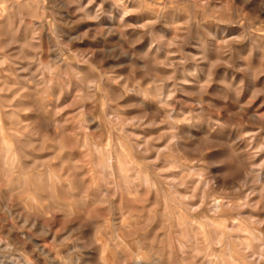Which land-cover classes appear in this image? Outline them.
I'll return each instance as SVG.
<instances>
[{
    "label": "rangeland",
    "instance_id": "obj_1",
    "mask_svg": "<svg viewBox=\"0 0 264 264\" xmlns=\"http://www.w3.org/2000/svg\"><path fill=\"white\" fill-rule=\"evenodd\" d=\"M0 11V148L18 154L10 167L0 155V260H34L26 232L61 264H134V237H114L123 212L160 264H264V0H0ZM48 167L74 186L59 201ZM122 174L136 184L110 187L112 214L82 204Z\"/></svg>",
    "mask_w": 264,
    "mask_h": 264
},
{
    "label": "bare ground",
    "instance_id": "obj_2",
    "mask_svg": "<svg viewBox=\"0 0 264 264\" xmlns=\"http://www.w3.org/2000/svg\"><path fill=\"white\" fill-rule=\"evenodd\" d=\"M1 12V11H0ZM31 75V74H30ZM114 94V93H113ZM77 99V98H76ZM27 124V123H26ZM52 125V124H51ZM3 139V138H2ZM58 141V140H57ZM128 145V144H127ZM0 155L1 156H3L4 158H7V163H8V165H9V167L12 165H14V163H15V161H16V159H17V151L13 148V147H11V146H9V145H4L3 147H1L0 148ZM73 156V155H72ZM41 162V161H40ZM5 163V162H4ZM7 163H5V164H7ZM62 168V167H61ZM114 170V169H113ZM47 171H48V174L52 177L51 179H52V181L54 182V183H56L58 186H56V185H54V189H53V192H52V194H51V196L52 197H55L56 198V200L57 201H59V199H58V197H59V188H64L65 190H67L65 187H68V188H73L74 186L71 184V181H70V179L68 180L66 177H64L63 176V174H62V172L61 173H58V172H56L55 170H53L52 169V167H48L47 168ZM8 172V171H7ZM6 171H5V173H7ZM20 173H22V174H25V172H24V169L23 168H21V170H20ZM76 176H77V174H75ZM50 176H48V177H50ZM105 178V177H104ZM50 179V178H49ZM108 179V178H107ZM120 180V179H119ZM147 180V179H146ZM79 182H80V180H79ZM121 182H122V184H121ZM121 182L119 183V184H117V183H114V184H112L110 181H108V180H106V179H104V180H102V184H103V186H102V189H101V192H99L98 193V190H97V193H94L93 194V196H85L86 197V199H84V201L82 202V204H88V203H92L93 204V206H94V204H97L98 206L100 205V207H101V205H107L108 206V208L109 209H111V211L109 212V214L111 213H113L112 212V208H113V201H112V195H110L111 194V191H110V187H114L115 189H123V190H125V191H127V195L128 194H132V188H131V186H134V185H132L133 183L131 182V179L127 176V175H125V174H122V178H121ZM10 183H12L11 181L9 182V184ZM79 184V183H78ZM43 185V184H42ZM80 185V184H79ZM79 185H78V187H79ZM2 186V185H1ZM22 186H20V185H18L17 187H11L10 188V190L11 191H13L14 189H18V190H20V189H22V188H24V187H22ZM95 187H96V185H95ZM30 189V188H29ZM81 189V188H80ZM98 189V188H97ZM24 190V189H23ZM83 190H84V188H83ZM100 190V189H99ZM26 191V190H25ZM76 191V190H75ZM15 193V192H14ZM82 192H80L79 191V193H76L77 194V196H81L82 194H81ZM92 193H93V191H92ZM69 194V193H68ZM73 195H74V193H73ZM71 196V195H70ZM75 196V195H74ZM83 197V196H82ZM70 198V197H69ZM10 199V198H9ZM53 199V198H52ZM51 199V200H52ZM74 199V198H73ZM78 199V198H77ZM54 200V199H53ZM70 200H72V198L70 199ZM61 201V200H60ZM121 201V200H120ZM71 202V201H70ZM80 203V202H79ZM55 204H56V202H55ZM57 204H58V202H57ZM68 204H70V205H67L68 206V208L70 209V211H71V213H73L74 214V208H73V205H71V203H68ZM4 205V204H3ZM59 205H61V204H58V207H59ZM170 205V204H169ZM53 206V205H52ZM86 206V205H85ZM89 206V205H88ZM92 206V205H91ZM91 206H89L88 208L90 209V207ZM98 206L95 208V211L97 210V208H98ZM61 207V206H60ZM59 207V208H60ZM66 207V206H65ZM82 207V206H81ZM87 207V206H86ZM36 208V207H35ZM54 209H56L55 208V206L53 207ZM63 208V207H62ZM87 208V209H88ZM117 208V207H116ZM115 208V209H116ZM64 209V208H63ZM83 209V208H82ZM94 209V208H93ZM5 210H6V212L9 214V216H13L14 215V213H13V211L10 209V208H5ZM102 210V209H101ZM147 210V209H146ZM54 211H56V210H54ZM66 211V210H65ZM83 211H85L84 209H83ZM88 211V210H87ZM98 211V213H99V210H97ZM96 211V212H97ZM107 211H109V210H107ZM120 211H122V209H120ZM120 211H118V209H117V214L120 212ZM129 209L127 210V213H125V215L126 214H128L129 212ZM171 211V210H170ZM116 212H114V214L113 215H115L116 216ZM62 213V212H61ZM69 213V212H68ZM123 212H121V213H119V216H117V217H115V218H112V220H111V222H113L114 223V227L115 228H117L118 227V229H120V230H117V231H122L121 233H123V235H121V234H118V232L114 235V237L116 238L115 240H117V238H121L122 240L123 239H125V237H129V238H133L134 237V241H135V243H136V245H135V247L132 249L131 247H132V245H131V247H130V249L131 250H133V254H132V256L134 257V259H133V263L134 264H160L159 262H158V260L157 259H154V260H151V256H153V247L155 246H153V247H149L150 245H147V244H145V242H144V236H142V237H137L138 235H136L135 234V231L134 230H129V228H131L132 226L134 227V224L132 225L131 224V222L129 221V222H127V220L128 219H130L129 217H128V219H126L125 218V216L122 214ZM56 214V213H55ZM55 214H53L54 215V217H55ZM59 214V213H58ZM87 212L84 214V216L86 217L87 215ZM95 215V214H94ZM97 215V214H96ZM95 215V216H96ZM100 215V214H99ZM129 215V214H128ZM144 215V214H143ZM143 215H141V217L143 216ZM150 215H153V213L152 214H150ZM82 216V215H81ZM98 216V215H97ZM137 216V215H136ZM148 216H149V214H148ZM148 216H147V220H148ZM110 217V216H109ZM131 217V216H130ZM138 217V216H137ZM146 217V216H145ZM167 218H168V216H166ZM166 217H165V219H166ZM206 217V216H205ZM46 218V217H45ZM52 218V217H51ZM82 218H84V217H82ZM93 218V217H92ZM92 218H90V220L92 219ZM99 218V217H98ZM111 218V217H110ZM176 218V217H175ZM175 218H173V221L174 220H176ZM17 219V218H16ZM15 219V220H16ZM36 219V218H35ZM97 219V218H96ZM137 219V218H136ZM181 219V218H180ZM213 219H215V218H213ZM22 220V219H21ZM29 220V219H28ZM34 220V219H33ZM57 220V219H56ZM79 220H81V219H79ZM89 220V219H88ZM89 220V221H90ZM143 220V219H142ZM207 220H208V218H207ZM20 221V220H19ZM24 221V220H23ZM30 221H32V219L30 220ZM89 221H87V222H89ZM150 221V220H149ZM177 221V220H176ZM181 221V220H180ZM33 222V221H32ZM85 222H86V220H85ZM162 222H163V220H162ZM161 222V223H162ZM169 222V221H168ZM212 222V221H211ZM90 223V222H89ZM92 223V222H91ZM112 223V224H113ZM147 223H148V221H147ZM164 223V222H163ZM162 223V224H163ZM170 223V222H169ZM177 223V227H176V230H174V231H172V233H176V232H178L179 231V229H178V227H179V220L176 222ZM186 223H188V222H186ZM26 224V221L24 222V225ZM35 224V223H34ZM34 224H33V226H34ZM67 224V223H66ZM162 224H160V225H162ZM210 224V223H209ZM21 225H23V224H21ZM20 225V226H21ZM24 225L22 226V227H24ZM132 225V226H131ZM144 225H145V223H144ZM147 225H151L150 223H148ZM172 225V224H171ZM174 225H176L175 224V222H174ZM213 225V224H212ZM1 226V225H0ZM27 226V225H26ZM67 226V225H66ZM79 226V225H78ZM113 226V225H112ZM165 226V225H164ZM164 226H163V228H164ZM21 227V228H22ZM38 227V226H37ZM114 227L112 228L113 229V231H114ZM132 227V228H133ZM175 227V226H174ZM181 227V226H180ZM218 227V226H217ZM226 227V226H225ZM224 226H222V228H223V230H224V228H225ZM1 228V227H0ZM13 228V227H12ZM27 228H29V227H27ZM31 228H33V227H31ZM102 228V227H101ZM143 228L144 227H142V231H143ZM163 228L161 229L162 231H164L163 230ZM168 228V227H167ZM221 228V227H220ZM221 228V229H222ZM66 229V228H65ZM69 229V228H68ZM100 229V228H99ZM111 228L109 227V232L112 230H110ZM136 229V228H135ZM137 229H140L139 227L137 228ZM145 229H146V227H145ZM144 229V230H145ZM173 229V228H172ZM29 230V229H28ZM72 230V229H71ZM105 230V229H104ZM158 230V229H157ZM219 230V229H218ZM69 231V230H68ZM137 231V230H136ZM140 231V230H139ZM162 231H161V233H162ZM181 231V230H180ZM193 231V230H192ZM43 233H44V231H42ZM61 232H62V230H61ZM65 232V231H64ZM164 232H166V231H164ZM8 233V232H7ZM6 233V234H7ZM35 233V232H34ZM99 233V232H98ZM111 233V232H110ZM138 234H140L139 232H137ZM160 232H158L157 234H159ZM33 234V233H32ZM32 234H30V233H26V232H23L22 233V238L23 239H25V240H29V241H31V243H32V247L29 249V251L32 253V258L34 259L33 261L32 260H23V259H20V260H22L21 262L23 263V264H45L42 260H41V257H44V258H47L48 260H49V262H50V264H61V262L60 261H58V259L55 257V256H52L51 255V253H50V251L47 249V248H51V247H47L46 248V246L44 245V244H42L41 242H39L37 239H35V238H33V235ZM45 234H47V233H45ZM112 234V233H111ZM114 234V233H113ZM156 234V235H157ZM194 234V233H193ZM64 235V234H63ZM142 235V234H141ZM61 237H62V235H60ZM59 236V237H60ZM65 236V235H64ZM136 236V237H135ZM59 237H58V235L57 234H55V233H53V235H51L50 236V239H51V241L52 242H58V240H59ZM108 237H109V235H108ZM146 237V236H145ZM170 237V236H169ZM46 238V237H45ZM68 238V237H67ZM111 238V237H110ZM128 238V239H129ZM188 238H189V236H188ZM196 238V237H195ZM195 238H194V240H195ZM154 239H156V238H154ZM173 239V246H172V248H174L176 251H175V253H177L178 252V243H179V239L177 238V237H173L172 238ZM44 240V239H43ZM61 240V239H60ZM107 240V239H106ZM111 240H113V239H111ZM150 240V239H149ZM157 241H160V243H161V241H162V237L160 236V240H158V238L156 239ZM191 240V239H190ZM218 240V239H217ZM47 241V240H46ZM62 241V240H61ZM61 241H60V243H61ZM65 241V240H64ZM127 241V240H126ZM129 241V240H128ZM127 241V242H128ZM131 241H133V239H131ZM43 242V241H42ZM96 242H98V239H97V241ZM110 242V241H109ZM109 242H107V243H104L102 246H103V248H109ZM117 242H119V241H117ZM116 242V243H117ZM172 242V241H171ZM192 243H193V241H191ZM196 242H197V240H196ZM98 243H101L100 242V240H99V242ZM109 243V244H108ZM120 243V242H119ZM151 243V242H150ZM153 243H155V242H153ZM160 243H159V245L157 246V247H159L160 246ZM195 243V242H194ZM225 243V242H224ZM59 244V243H58ZM127 244V243H126ZM158 244V243H157ZM163 244V243H162ZM197 244V243H196ZM222 244V243H221ZM119 245H121V244H119ZM153 245V244H152ZM49 246V245H48ZM129 246V245H128ZM127 246V247H128ZM163 246V245H162ZM225 246V245H224ZM52 247H53V244H52ZM113 247V246H112ZM161 247V246H160ZM159 247V248H160ZM197 247V246H196ZM220 247H223V246H220ZM102 248V249H103ZM205 248H206V246H205ZM224 248V247H223ZM52 249V248H51ZM58 249V248H57ZM61 249V248H60ZM116 249V248H115ZM165 249V248H164ZM56 250V249H55ZM59 250V249H58ZM57 250V251H58ZM109 250V249H108ZM118 250V249H117ZM155 250V249H154ZM169 250V249H168ZM171 250V249H170ZM207 250V249H206ZM220 250H221V248H220ZM104 251V250H103ZM114 251V250H113ZM158 251V250H157ZM55 252V251H54ZM105 252V251H104ZM103 252V253H104ZM110 252V251H109ZM115 252V251H114ZM160 252V251H159ZM159 252H158V255H159ZM164 252H165V250H164ZM56 253V252H55ZM106 253V252H105ZM104 253V254H105ZM108 253V252H107ZM129 253V252H128ZM172 252H170V254H171ZM211 253V252H210ZM221 253V252H220ZM225 253V252H224ZM130 254V255H131ZM161 254V253H160ZM165 254V253H164ZM222 254H223V252H222ZM227 254V253H226ZM182 255V254H181ZM211 255V254H210ZM224 255V254H223ZM58 256V255H57ZM221 256V255H220ZM225 256V255H224ZM223 256V257H224ZM227 256H228V254H227ZM229 256H231V255H229ZM11 257V256H10ZM18 257V256H17ZM158 257H160V256H158ZM176 257V256H175ZM218 257H219V253H218ZM3 258H4V255H3ZM9 258V257H8ZM126 258V257H125ZM124 258V259H125ZM164 258V257H163ZM60 259V258H59ZM63 259V258H62ZM73 259V258H72ZM75 259V258H74ZM8 259H6V261H7ZM45 260V259H44ZM177 260V259H176ZM219 260V259H218ZM101 261H103V260H101ZM123 261V260H122ZM187 261V260H186ZM221 261V260H220ZM220 261H219V263H220ZM72 262H73V260H72ZM131 262H132V259H131ZM165 262H167V260L165 261ZM223 262H226V261H223ZM234 262V261H233ZM232 262V263H233ZM63 263V262H62ZM118 263V262H117ZM168 263V262H167ZM175 263V262H174ZM173 262H172V264H174ZM0 264H18V262L16 261V260H14V259H11V261H7V262H5V261H3V260H0ZM73 264V263H72ZM103 264H106V263H103ZM132 264V263H131ZM217 264V263H216Z\"/></svg>",
    "mask_w": 264,
    "mask_h": 264
}]
</instances>
